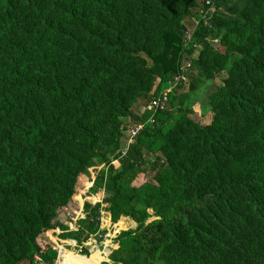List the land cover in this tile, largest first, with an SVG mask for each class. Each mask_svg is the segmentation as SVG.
Masks as SVG:
<instances>
[{
  "label": "trees",
  "instance_id": "obj_1",
  "mask_svg": "<svg viewBox=\"0 0 264 264\" xmlns=\"http://www.w3.org/2000/svg\"><path fill=\"white\" fill-rule=\"evenodd\" d=\"M197 1L0 0V264H52L47 235L62 229L59 213L78 199L94 161L107 163L103 190L84 202L82 227L68 239L82 245L99 231L102 190L136 225L118 236L124 256L112 255L115 264H264V170L243 161L264 160V0H203L224 33L223 51L206 28L194 35L201 49L192 63L204 78L226 72L208 98L211 123L157 111L108 163L119 119L149 98L155 80L164 87L178 74L180 23ZM154 146L149 163L143 150ZM204 159L225 168L242 161L211 187ZM145 169L151 178L126 187Z\"/></svg>",
  "mask_w": 264,
  "mask_h": 264
},
{
  "label": "rangeland",
  "instance_id": "obj_2",
  "mask_svg": "<svg viewBox=\"0 0 264 264\" xmlns=\"http://www.w3.org/2000/svg\"><path fill=\"white\" fill-rule=\"evenodd\" d=\"M209 3V1L204 3L203 0H198L197 5L191 9L189 15L180 23V32L182 36V52L179 58L180 67H185L187 64H190V67L186 68L184 71L185 81L180 82L175 87L173 86V82H168L166 86L160 87L161 81L157 79L152 85L148 99L140 98L132 103L127 117L119 119L121 125L119 128L118 149L109 157L108 163L115 164V162L124 157L122 152H125V154L128 152L133 139L136 138L135 136L132 140L129 139L130 131L133 128L138 127L141 132L144 128L148 127V125L152 124L157 112H154V110L150 108V104L155 99H160L165 108H172V122L176 121L179 117L180 113L177 112H188L189 117L195 121L204 125H209L211 123L215 116V112L208 98L216 88L220 86L222 79L226 77V72L224 71L215 79L206 80L202 71L192 63L201 49L198 42L193 43L195 31L198 28H206L207 31L203 36L213 49L220 51L224 50L221 45V39L224 33L212 26V17L215 11L213 8L208 9ZM226 121V119L220 118L221 123ZM235 128L241 130L238 126H235ZM155 150V146L143 150L144 158L146 161H149V163H152L154 160ZM243 158V161L259 160L258 166L261 170H264V160L259 159L261 157L246 156ZM240 161H242V159L226 165L225 168V166L220 167L219 165H214L207 159L202 160V165L211 173L209 176L211 187L217 184V175H220V179L234 176V172L237 168H234L233 165ZM106 164L107 163L94 161L89 165L85 174L79 179L80 191L77 197L78 199H75L73 203L64 207L59 213L58 217L62 229L58 228L48 233L47 238L53 243L51 251L53 255L52 264H85L86 259L90 258L95 253L98 254V259L89 264H115L110 260L112 255H115L118 260L124 256L123 250L119 249L117 238L122 232L135 230L136 225L129 215H125V212H128V207L118 206L116 209H112L113 207L111 204L104 202L106 195L103 194V188L100 186L98 179L101 174L107 172L108 168ZM119 171L120 167L117 168L116 172ZM152 175L153 173L149 169H145L144 173L138 175L136 172H133L129 174L125 185L126 187L129 186L135 179L134 184H137L138 187L144 183L145 177L149 179ZM97 189H102L99 191V202H101L99 217L101 213H103L110 224H102L96 234L89 236L85 243L86 253L82 254L81 246H79L76 241L68 239L67 234L76 232L82 227V222L85 219L83 209L84 202L88 199L90 202L95 201L97 196L95 191ZM135 202L136 201H132L131 206H134L136 210H141V205ZM149 214L150 220L148 222H152L154 220L153 213L149 211ZM104 246H108L105 254H103ZM34 261V264H44L37 257H34Z\"/></svg>",
  "mask_w": 264,
  "mask_h": 264
},
{
  "label": "built area",
  "instance_id": "obj_3",
  "mask_svg": "<svg viewBox=\"0 0 264 264\" xmlns=\"http://www.w3.org/2000/svg\"><path fill=\"white\" fill-rule=\"evenodd\" d=\"M189 67H190V64H187L185 67H182L181 66L179 68L178 74L171 81V82H173V86L174 87L177 86L180 82L185 81L184 71H185L186 68H189ZM150 108L153 109L154 112H157V111H163L165 109V106H164V104L162 103V101L160 99H155V100H153L151 102ZM139 132H140V128H138V127L133 128L130 131L129 139L132 140ZM122 155L124 156L125 155V152H122ZM99 224H100V226H102V224H105V225L110 224V222L107 220L106 216L103 215V213H101V216L99 217ZM85 243H83L82 245H79L82 248V251H81L82 254H84V250L86 251ZM107 247L108 246H104V248H103V250H104L103 251V254H105V251H107Z\"/></svg>",
  "mask_w": 264,
  "mask_h": 264
}]
</instances>
